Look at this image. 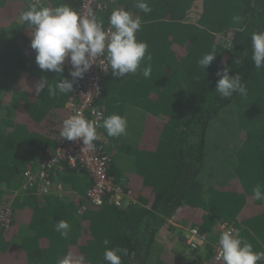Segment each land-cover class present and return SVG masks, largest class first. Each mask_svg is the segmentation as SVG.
<instances>
[{
  "label": "trees",
  "instance_id": "obj_1",
  "mask_svg": "<svg viewBox=\"0 0 264 264\" xmlns=\"http://www.w3.org/2000/svg\"><path fill=\"white\" fill-rule=\"evenodd\" d=\"M79 1L0 0V208L12 209L0 264H186L157 241L174 216L217 242V225H231L243 257L264 264V0H117L99 12L96 26H119L117 42L99 41L109 172L139 205H87V174L64 164L60 195L12 196L63 137L82 58L56 16L75 22ZM222 119L230 133L213 156Z\"/></svg>",
  "mask_w": 264,
  "mask_h": 264
},
{
  "label": "built area",
  "instance_id": "obj_2",
  "mask_svg": "<svg viewBox=\"0 0 264 264\" xmlns=\"http://www.w3.org/2000/svg\"><path fill=\"white\" fill-rule=\"evenodd\" d=\"M116 1L80 0L75 22L67 24L61 18L58 19L66 44L80 50L82 75L72 81V92L65 104L69 116L63 137L53 148H47L35 162L34 168L22 174L21 187L13 197L23 196L27 192H35L39 196L60 195L61 185L53 180L52 174L61 170L64 164L87 174L90 185L83 197L87 205H111L120 210L139 205L125 180L117 182L110 175L111 158L106 149L108 140L103 125L104 108L100 105L101 78L109 72L110 64L99 48V41L109 37L117 42L119 26L109 24L99 27L96 26L95 18ZM32 2L36 7H45V0ZM61 86L68 87L66 84ZM11 216L12 209L8 205L0 208V224L4 229L10 227ZM166 223L168 227L164 226L158 234L174 228L180 232L176 235V239L179 237L176 243L182 252H171L178 258H183V253L187 251L190 259L198 262L200 259L205 263L260 264L243 257L233 241L235 230L227 223L218 224L214 231L222 238L220 242L197 228L179 224L175 216Z\"/></svg>",
  "mask_w": 264,
  "mask_h": 264
},
{
  "label": "rangeland",
  "instance_id": "obj_3",
  "mask_svg": "<svg viewBox=\"0 0 264 264\" xmlns=\"http://www.w3.org/2000/svg\"><path fill=\"white\" fill-rule=\"evenodd\" d=\"M200 8H201L200 7V2H197L195 4V6L191 9V11H190L188 17L186 18V20L188 22L195 23L196 20H197V18H198V15L200 13V10H201ZM18 22L19 23L22 22V18H19L18 19ZM221 123H222V125H223V123H224V125H226V122L223 119H222V122ZM226 126L227 127H224L223 126V127H220V128H216V129H214L213 132H210L209 142H208V150L210 148L211 155H213V156H215L216 150L218 148H221V147H223L225 145L224 144L225 143V139L223 137H221L220 135L221 134H224V135L229 136L230 127L228 125H226ZM138 130H139V127H137L136 131H138ZM133 134H134V132L133 131H130L129 136L127 138H125L123 141L125 143H131L132 144V142L135 140V139L133 140L131 138V136ZM125 136H127V135H125ZM233 140H234V138H232L231 136L228 138V141L229 142L230 141H233ZM125 153H123V154H125ZM213 156H212V159L207 160V162L205 163V169H204V171H208L211 168V166L214 165L213 162H212L213 159H214ZM120 158L121 159L119 160L118 163L122 164V167L125 168L126 170H129V167L128 166H130V163L129 164L127 163L128 159L126 157H124L123 155H121ZM176 220L179 221L177 218H176ZM179 224H182L185 227H189L188 224L185 225L182 221L181 222L179 221ZM167 231L168 232L165 231L163 233H159L158 234L159 235L158 241H159L160 245L162 246V249L165 250L167 253H171V252H173V253H181L182 251L177 246V243H176V241L179 240V237H177V239H176V235L180 234V232L176 231L175 228L174 229H171V230L167 229ZM183 255H184L183 256L184 263L190 264L193 261V258L190 259V255H189V253L187 251L184 252ZM198 264H205V262L199 261Z\"/></svg>",
  "mask_w": 264,
  "mask_h": 264
},
{
  "label": "crops",
  "instance_id": "obj_4",
  "mask_svg": "<svg viewBox=\"0 0 264 264\" xmlns=\"http://www.w3.org/2000/svg\"><path fill=\"white\" fill-rule=\"evenodd\" d=\"M29 1V0H28ZM46 8V6L44 7V8H42V9H45ZM60 18V16H56V20L58 21V19ZM59 23V22H58ZM60 25V24H59ZM59 29L61 30V28H60V26H59ZM62 31V30H61ZM62 33V35L64 36V38H65V34L63 33V31L61 32ZM136 135V134H135ZM137 136V135H136ZM57 171L58 170H56V171H54L53 172V174H52V178H53V180L54 181H58V178H59V175L57 174ZM128 173V172H127ZM85 193V192H84Z\"/></svg>",
  "mask_w": 264,
  "mask_h": 264
}]
</instances>
